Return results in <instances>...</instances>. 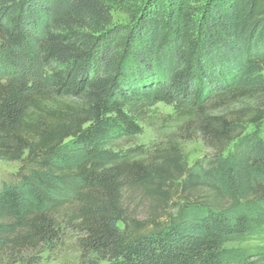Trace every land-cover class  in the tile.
Returning <instances> with one entry per match:
<instances>
[{
	"label": "trees",
	"instance_id": "16d2710c",
	"mask_svg": "<svg viewBox=\"0 0 264 264\" xmlns=\"http://www.w3.org/2000/svg\"><path fill=\"white\" fill-rule=\"evenodd\" d=\"M111 7L126 8L0 0V162L30 188L0 190V264H41L67 230L79 264H248L225 246L264 231V0H148L127 24ZM159 102L210 154L113 160ZM249 114L261 132L245 134ZM126 190L149 202L143 220Z\"/></svg>",
	"mask_w": 264,
	"mask_h": 264
},
{
	"label": "rangeland",
	"instance_id": "374dc122",
	"mask_svg": "<svg viewBox=\"0 0 264 264\" xmlns=\"http://www.w3.org/2000/svg\"><path fill=\"white\" fill-rule=\"evenodd\" d=\"M148 0H124L125 9L111 7L112 21L115 24H127L136 13L142 9ZM264 78V71L262 72ZM249 116L244 118L243 128L245 134L259 132V127L248 124ZM130 123L131 134L117 137L110 146L108 152H113L116 162L129 161L136 163L148 161L160 155H168L167 152L176 148L180 152V161L192 167L195 162L201 160L211 151L207 150L197 134L196 127L187 123L180 112L172 105L156 103L152 106L142 108L141 112ZM261 132V129H260ZM262 137V134H260ZM80 147V146H79ZM78 148V146H77ZM232 145L226 150L231 153ZM20 167L19 163L0 162V190L3 188L19 187L22 192L29 194V186L18 181L16 174ZM61 198L72 199V190L61 186L59 189ZM121 201L123 213L134 217L137 221L145 218L148 212L149 202L144 196L132 191H124ZM178 198H175L177 200ZM117 227L122 228L121 224ZM79 234L67 230L62 241L57 242L51 251L42 254L41 264H79L80 250L78 247ZM226 249L237 251L240 254H248V264H264V231L252 236L242 237L236 241L227 243Z\"/></svg>",
	"mask_w": 264,
	"mask_h": 264
}]
</instances>
